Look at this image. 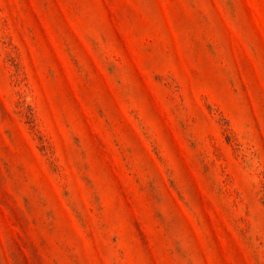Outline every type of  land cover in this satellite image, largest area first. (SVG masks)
Listing matches in <instances>:
<instances>
[{
	"label": "rangeland",
	"instance_id": "rangeland-1",
	"mask_svg": "<svg viewBox=\"0 0 264 264\" xmlns=\"http://www.w3.org/2000/svg\"><path fill=\"white\" fill-rule=\"evenodd\" d=\"M0 264H264V0H0Z\"/></svg>",
	"mask_w": 264,
	"mask_h": 264
}]
</instances>
